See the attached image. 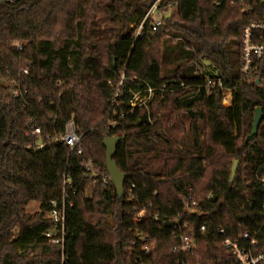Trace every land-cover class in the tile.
<instances>
[{"label":"trees","instance_id":"obj_1","mask_svg":"<svg viewBox=\"0 0 264 264\" xmlns=\"http://www.w3.org/2000/svg\"><path fill=\"white\" fill-rule=\"evenodd\" d=\"M153 1L0 2V249L20 252L4 254L2 264H182L171 250L172 224L188 193L198 212L182 215L178 231L197 246L184 262L234 264L223 240L243 233L264 247V62L255 76L241 73L242 31L264 20V0H163V24L136 35ZM208 78L231 89L230 106L221 88L205 87ZM12 82L26 93L13 96ZM164 83L169 112L128 102L127 90L145 94ZM257 107L261 123L247 140ZM26 118L40 126L42 149L29 146ZM68 120L81 135V154L49 139ZM108 136L123 137L114 156L125 174L121 197L109 178L101 181ZM87 162L97 169L92 178ZM63 173L73 185L65 189L62 260L45 232ZM30 201L39 203L34 216L25 212ZM141 209L144 219L134 221ZM142 236L154 239L147 253Z\"/></svg>","mask_w":264,"mask_h":264},{"label":"built area","instance_id":"obj_2","mask_svg":"<svg viewBox=\"0 0 264 264\" xmlns=\"http://www.w3.org/2000/svg\"><path fill=\"white\" fill-rule=\"evenodd\" d=\"M17 0H0L4 3H14ZM163 0H154L149 7L146 9L141 21L135 25V33H141L145 28L150 31L156 30L159 26L163 24V16L168 15L167 11L162 13L159 8ZM223 0H214L216 5H220ZM248 10H246L247 12ZM133 25V24H132ZM253 33H258L257 40H254ZM18 49L22 47L17 43ZM241 73L245 78L255 76L256 73L261 69V63L264 62V20L252 21L246 24L242 31V50H241ZM28 72L27 70L25 71ZM260 81V79H259ZM6 83L11 82L6 80ZM264 82V80H263ZM12 87L13 96L23 95L26 93L27 89L20 90L19 86H15V83ZM183 85V83L181 84ZM201 86H199L200 88ZM205 87L210 88H221V103L223 106H230L232 103V93L230 88H223V82L220 78L213 79L208 78L205 82ZM156 90L161 89V91H166L169 89L166 83L162 84L161 87L155 88ZM152 90L150 89L149 92ZM132 99H130L131 102ZM133 104V103H132ZM25 133L30 134L33 137V142L29 146H35L37 149H42L44 143L39 139L41 133V128L36 124L32 118H26V129ZM54 142H60L68 146L70 153L75 152L76 154H81L82 148L80 145L81 135L78 132V128L74 125L72 120H68L64 125V131L62 133H53L49 136ZM86 174L88 176L94 177L97 175V169L91 165L90 162L85 163L84 165ZM109 178L108 174H103L101 176V181H106ZM261 182H264V176L261 178ZM72 182L70 178L63 173L62 176V196L61 200H50V209L47 212V216L50 217L54 223L52 228H49L45 232L47 239L54 243L58 244L61 247V259L63 260L64 254V240L66 236L65 229V216H66V192L67 187H72ZM182 202V213L177 214L173 219V237L175 242L171 247V250L178 252L182 258L180 262L182 264H187L184 262L186 256L193 254L194 249L197 246L196 239L186 233L181 231L182 226H185V223L182 225L179 224V220L182 215L186 213H196L198 212V206L196 200L193 198L191 193H188L181 197ZM70 204V203H69ZM146 208L151 207V203H147ZM145 217V209H141L134 216V221H141ZM200 235H205L206 226L205 224L200 227ZM141 242H147L143 246L144 251L147 253L150 251L151 246L154 243V239L150 237H140ZM151 242L150 244L148 242ZM153 241V243H152ZM223 245L227 250V253L234 261V264H264V247H260L257 240L250 236L249 233H243L235 239L229 237L224 238Z\"/></svg>","mask_w":264,"mask_h":264},{"label":"rangeland","instance_id":"obj_3","mask_svg":"<svg viewBox=\"0 0 264 264\" xmlns=\"http://www.w3.org/2000/svg\"><path fill=\"white\" fill-rule=\"evenodd\" d=\"M253 35H254L253 36L254 40H257L258 33H253ZM152 53L155 54V56H159V53H158V44H156V46L153 47ZM115 62H116V59H114V64H115ZM181 84H180V87L181 88L184 87V84L183 85H181ZM196 87L199 88L198 85H196ZM169 89L166 90V91H169ZM127 91H129V93L131 94V97L130 98L134 101V102H130V99L128 100V102L131 105H142L143 107H145L146 109H148V111H153L155 113H156V111H158V112H160V114H161V112H166L167 113L170 110L174 109L173 108V105L171 104V102H172L171 100L172 99L171 98L164 97L162 95L163 91H161V89H158V90L152 89L151 92H148V93H145V94L142 93V91L140 93V90H139V92H136V93H134L133 90H131V89H129ZM189 97L191 98L193 96H189ZM238 164H239V162H238ZM88 177L89 178H92L91 176H88ZM38 208H39V203L37 201H30L25 206V212L27 213V215L34 216L36 214V211L38 210ZM109 220H110V218H109ZM6 245L1 246V249H0V257H2L4 254H7V255H9L12 258L16 257L17 255H20V252L8 250V247ZM32 255L35 258H38V256H37L36 253H33ZM0 264H2L1 261H0Z\"/></svg>","mask_w":264,"mask_h":264},{"label":"water","instance_id":"obj_4","mask_svg":"<svg viewBox=\"0 0 264 264\" xmlns=\"http://www.w3.org/2000/svg\"><path fill=\"white\" fill-rule=\"evenodd\" d=\"M114 64V59H113ZM256 83H259V79L256 80ZM262 118V110L260 107H257L254 112L253 122L251 126V131L247 135L246 139H253L258 132L259 125L261 123ZM123 141V137L120 136H108L103 139V146L105 148V168L108 173L109 179L113 185V188L118 197H121L124 193V182H125V174L119 169L116 161L114 160V156L117 151V145L119 142ZM238 160L235 159L231 166L230 171V181H233L236 175V170L238 167Z\"/></svg>","mask_w":264,"mask_h":264},{"label":"bare ground","instance_id":"obj_5","mask_svg":"<svg viewBox=\"0 0 264 264\" xmlns=\"http://www.w3.org/2000/svg\"><path fill=\"white\" fill-rule=\"evenodd\" d=\"M150 89L152 90L153 88H151V87L147 88V89H146V93H148ZM133 94H134V93H133Z\"/></svg>","mask_w":264,"mask_h":264},{"label":"crops","instance_id":"obj_6","mask_svg":"<svg viewBox=\"0 0 264 264\" xmlns=\"http://www.w3.org/2000/svg\"><path fill=\"white\" fill-rule=\"evenodd\" d=\"M161 87V86H160ZM133 92H135V91H133ZM131 99V98H130ZM131 102H134L133 100L131 101Z\"/></svg>","mask_w":264,"mask_h":264}]
</instances>
